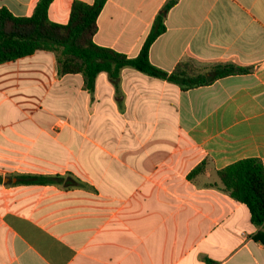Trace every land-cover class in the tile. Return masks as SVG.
<instances>
[{
    "label": "crops",
    "instance_id": "obj_1",
    "mask_svg": "<svg viewBox=\"0 0 264 264\" xmlns=\"http://www.w3.org/2000/svg\"><path fill=\"white\" fill-rule=\"evenodd\" d=\"M38 1L0 7L30 16ZM73 1L53 0L51 20L67 23ZM159 14L154 65L250 71L184 90L124 67L89 92L52 51L0 63V264H264L260 228L218 173L264 164V0H108L94 40L135 57Z\"/></svg>",
    "mask_w": 264,
    "mask_h": 264
},
{
    "label": "trees",
    "instance_id": "obj_2",
    "mask_svg": "<svg viewBox=\"0 0 264 264\" xmlns=\"http://www.w3.org/2000/svg\"><path fill=\"white\" fill-rule=\"evenodd\" d=\"M108 0L92 3L74 0L70 19L67 23L51 20L49 8L53 0H39L30 16H19L7 7H0V63L32 55L37 50L52 51L56 54L58 73H81L85 88L93 92L97 77L106 72L117 81L124 67H132L151 76L167 79L187 90L213 83L231 74L250 71L249 67L233 63L215 64L207 70L197 68L192 62L182 61L172 71H165L154 65L149 56L156 38L165 31L163 14H159L153 29L140 53L135 57L95 42L98 18ZM172 2L165 6V11ZM196 168L193 174L202 169ZM219 177L225 189L233 197L245 203L251 212V221L259 227L255 238L264 244V164L258 158L238 160L219 170ZM60 175L45 176L26 174L22 183H61ZM208 261L213 262L208 259Z\"/></svg>",
    "mask_w": 264,
    "mask_h": 264
}]
</instances>
